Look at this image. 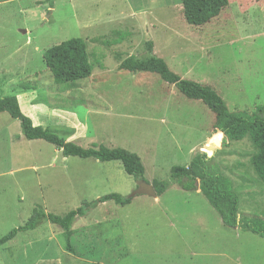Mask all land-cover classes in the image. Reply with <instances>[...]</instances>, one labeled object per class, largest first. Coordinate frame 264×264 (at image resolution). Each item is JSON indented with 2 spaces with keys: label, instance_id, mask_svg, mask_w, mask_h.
I'll list each match as a JSON object with an SVG mask.
<instances>
[{
  "label": "rangeland",
  "instance_id": "rangeland-1",
  "mask_svg": "<svg viewBox=\"0 0 264 264\" xmlns=\"http://www.w3.org/2000/svg\"><path fill=\"white\" fill-rule=\"evenodd\" d=\"M73 38L86 43L92 75L56 85L43 55ZM148 41L172 72L214 90L229 111L251 115L264 105V0H228L201 27L187 24L180 0H0V96L16 97L34 126L68 142L138 155L152 186L199 151L214 156L233 183L238 216L262 217L249 140L223 146V137L209 154L205 141L221 132L205 104L157 74L120 68L128 56H146ZM138 181L119 161L65 158L26 140L19 121L0 113V237L38 207L63 218L104 195L131 199L78 219L73 253L62 230L45 223L1 247L0 264H264V238L226 228L199 190L172 185L157 198L132 197Z\"/></svg>",
  "mask_w": 264,
  "mask_h": 264
},
{
  "label": "trees",
  "instance_id": "trees-1",
  "mask_svg": "<svg viewBox=\"0 0 264 264\" xmlns=\"http://www.w3.org/2000/svg\"><path fill=\"white\" fill-rule=\"evenodd\" d=\"M183 16L187 24L201 27L220 16L227 7L228 0H180ZM154 44L146 43V56H128L122 63L121 69L129 72H146L157 74L164 82L173 85L181 94L191 100H198L205 104L215 115V134L221 132L226 138L223 146L248 139L254 149L250 158L251 166L258 180L264 185V105L257 108L253 114L231 112L225 101L209 87L197 82L185 80L172 72L165 61L153 52ZM43 62L52 74L56 85L73 86L76 82L92 75L93 65L90 63L86 43L80 38H73L55 45L43 55ZM28 89L27 87H25ZM0 113H7L12 119L18 120L22 134L29 141H45L62 152L65 158L94 159L99 162H121L126 174L137 180L145 181L144 166L138 155L124 149H109L103 145L92 144L88 148L68 142L59 136L55 130L34 126L30 117L26 116L16 97L0 96ZM216 134L205 146L210 145L219 149L223 138ZM227 141V143H226ZM215 164L214 156L206 153H196L191 162L185 166H175L170 173V180L154 182L153 187L157 197L161 196L172 185H178L185 191L199 190L208 200L210 206L219 214L222 224L226 228L241 229L264 238V214L262 217L247 219L239 217V201L231 180L224 175ZM114 201L117 205H128L129 198H122L119 194H108L92 202H85L80 208L69 212L61 218L46 213L41 207L33 210L30 218L20 227L12 229L0 237V248L14 240L18 234L32 231L45 223L58 226L67 243V250L73 253L70 239L74 235L73 225L80 218L85 217L90 210L100 204ZM58 264V263H49Z\"/></svg>",
  "mask_w": 264,
  "mask_h": 264
},
{
  "label": "water",
  "instance_id": "water-1",
  "mask_svg": "<svg viewBox=\"0 0 264 264\" xmlns=\"http://www.w3.org/2000/svg\"><path fill=\"white\" fill-rule=\"evenodd\" d=\"M208 150L210 151H215L214 150V146L210 145L209 147H207ZM132 197L135 196H148V197H152V198H157V194L155 192V189L152 185H150L149 183L139 180L138 184H137V188L136 190L133 192V194L131 195Z\"/></svg>",
  "mask_w": 264,
  "mask_h": 264
},
{
  "label": "crops",
  "instance_id": "crops-1",
  "mask_svg": "<svg viewBox=\"0 0 264 264\" xmlns=\"http://www.w3.org/2000/svg\"><path fill=\"white\" fill-rule=\"evenodd\" d=\"M218 18V17H217ZM213 130H214V127H213ZM223 135V134H222ZM223 137H224V135H223ZM212 139V137L210 138H207V140L205 141L206 142V144H205V146L208 144V142L210 141ZM73 228H74V225H73ZM74 230V229H73ZM76 232V231H75ZM84 232V231H83Z\"/></svg>",
  "mask_w": 264,
  "mask_h": 264
}]
</instances>
